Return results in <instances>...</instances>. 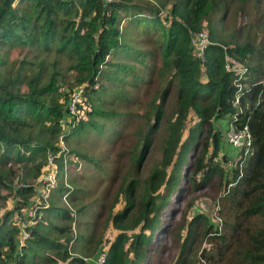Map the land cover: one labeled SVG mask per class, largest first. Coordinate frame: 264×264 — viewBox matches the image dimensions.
<instances>
[{
  "label": "trees",
  "instance_id": "16d2710c",
  "mask_svg": "<svg viewBox=\"0 0 264 264\" xmlns=\"http://www.w3.org/2000/svg\"><path fill=\"white\" fill-rule=\"evenodd\" d=\"M162 4L0 0V201L12 200V208L0 214V264L4 249L11 254L16 249L18 228L11 219L21 215L34 194L32 181L45 164L47 150L54 147L61 124L69 122L70 93L78 87L82 92L76 111L84 118L70 123H77L70 134L87 127L104 138L102 125L116 120L121 114L117 109L134 103L127 111L134 116L141 109V150L125 149L134 154L128 161L135 174L125 184L119 209H114L120 199L117 189L110 203L104 200L110 183H117L116 169L102 200L88 199L80 206V218L75 210V223L87 227V235H70L73 211L60 203L66 187L62 182L52 187L51 202L36 207L42 214L28 226L19 264H96L102 253L95 228L107 222L117 234L101 264H152L149 255L168 237L166 220L174 221L191 191L208 188L213 181L225 192L219 196L223 209H218L226 216L224 223L213 225L196 215L184 235L180 226L173 227L171 243L180 241L173 264H189L192 244L201 234L214 244L201 252L208 264H264V0H171L165 19ZM245 13L254 14L253 19L241 23L238 17ZM229 20L235 29L223 39L217 26ZM202 28L208 29L211 43L199 61L190 35ZM12 48L20 55L10 59ZM159 56L160 70L170 68L171 79L158 96H151L139 83L149 86L148 58ZM229 60L246 67L241 76L226 68ZM170 95L175 102L172 116L166 114ZM190 111L197 120L182 139ZM221 119L225 124L220 129ZM230 122L237 128L247 125L251 144L246 153L228 141L224 146ZM160 129L158 162L141 178L144 148L152 137L158 139ZM88 189H73L71 204Z\"/></svg>",
  "mask_w": 264,
  "mask_h": 264
},
{
  "label": "rangeland",
  "instance_id": "374dc122",
  "mask_svg": "<svg viewBox=\"0 0 264 264\" xmlns=\"http://www.w3.org/2000/svg\"><path fill=\"white\" fill-rule=\"evenodd\" d=\"M143 3H147L149 5H156L160 2L163 3L161 9V17L165 19V17L169 14V6L171 0H141ZM255 13L258 14L259 6L255 8ZM254 14L252 16L240 15L238 17V21L249 22L252 21ZM167 21V20H166ZM243 21V22H242ZM218 31L223 39H228L231 35V32L235 29V24L232 20H229L226 24L222 26H217ZM205 30L208 35L209 31L207 28H202ZM259 38L261 35V31L258 32ZM210 37V36H209ZM211 40V39H210ZM144 47H152V44H145ZM20 55L18 48H12L9 52L10 59L18 57ZM264 58V57H263ZM152 71L145 72V78L149 80V86L145 83H139L141 87L148 89L151 93V96H158V93L161 89L168 86V80L171 79L172 70L170 68L160 70L162 63L161 58H148ZM65 86H63L64 89ZM135 108L134 103L131 106L125 108V110H118L121 114L116 117V120L106 122L102 125V129L104 130V138H100L95 136V134L86 128H83L79 131H74L72 134L71 131L76 127L77 123L70 124L72 121H80L84 118L82 115V111L76 114L77 117L69 118V123H62L61 129L54 143V147L47 150L45 164L41 168V172L38 177L32 181L34 185V194L29 199V203L22 208L21 215H13V219H11V223L18 228L17 232V240L19 238L22 239L24 235L23 229L27 230L28 226L34 225L38 216L42 214V212L35 211L37 206H40L42 209L44 206L42 204L48 205L51 202L50 197L47 199L41 200L38 194V183L41 175L46 170L47 166V155L52 152L57 155L55 158L56 163L59 166L60 172L57 177V184L60 182L66 187V190H70L69 194L73 191V189L80 188H88L89 189L84 193V197L82 199H77L76 202L73 201V218L71 221V232L70 235L76 236L79 232H83L87 235V227L82 226L81 228L75 223L78 221L76 219L77 213L80 218V206L85 205L89 200L97 197L100 201L103 196L106 194V187L108 186L109 179L114 175V171L116 169L120 170L118 174L117 183H110L108 192L109 194L105 197L106 203H110L112 197V191L117 189V196H120L119 201L115 204L114 209H119L125 198V193L123 191L125 184L127 181L132 178L135 174V167L130 165L131 157L134 156L133 153H128L125 149H137V151L141 150V145L143 143V129L139 122V113L141 109L138 111V114L135 116L132 114V109ZM175 108V102L173 95H170L167 102V112L173 113ZM170 113V114H171ZM71 116V115H69ZM170 116V115H169ZM172 116V114H171ZM167 117V116H166ZM196 116L192 111L188 113L186 118L185 127L183 129L182 139L185 138L188 128L193 126L196 121ZM225 119H221V127H224ZM162 129V127H161ZM161 129L158 131V139L152 137L150 144H148L144 148V161L141 164L140 176L141 178L145 177L149 171L155 167L158 162L159 154L161 152V142L160 134ZM223 130V129H222ZM61 133H65L68 137L67 139H63ZM225 137V135H224ZM118 141V142H117ZM117 142V143H116ZM227 142L226 138L224 139V146H227L225 143ZM134 146V147H132ZM105 149V152H104ZM226 149V148H225ZM235 162V161H234ZM129 167V169H128ZM126 168L128 170H126ZM229 171V178H232L231 171ZM102 179H105L104 181ZM55 185V186H56ZM192 188L189 189V192ZM111 191V193H110ZM223 187L218 186L217 181H213V183L204 189H199L194 192L191 191L189 195H187L179 205L178 212L174 216V221L171 218L166 220L167 228H168V237L165 242L161 243V249L159 248L157 251L151 253L149 256L153 259L152 264H173V257L176 255V251L180 246V241L171 243L172 228L175 226H180L182 229L180 230L181 236L184 235L185 229L189 221H191L196 215H202L208 221V223H212L213 225L217 222L222 221L224 223V217L221 216L218 212V209H223L221 205V201L219 196L223 193ZM4 192V190H3ZM64 192V193H65ZM139 196L137 197V199ZM89 199V200H88ZM103 200V201H104ZM118 200V198H117ZM60 203H62V198L60 199ZM12 208V200L0 201V214L5 210ZM41 209V210H42ZM31 211V216L34 217L32 221L30 219L27 220L25 226H23V220L28 217V211ZM77 210L78 212L76 213ZM94 219V217H92ZM54 221H62L59 219H53ZM103 221V217L98 220ZM63 222V221H62ZM102 233V237H101ZM212 232H210L211 234ZM96 236L99 235V240H101V246L98 250L101 253L106 252L108 244L110 240L117 234V229H115L110 223L107 222L105 227L101 224L95 228ZM210 236L206 234H201L198 239L192 244V251L190 252V260L189 264H208L201 257L202 250H207V248L212 247L214 244L210 241ZM19 248V245H17ZM165 248V250H163ZM4 255L11 254L7 249H4ZM19 250V249H18ZM95 255H91V259H94ZM90 259V258H89ZM211 264V263H209Z\"/></svg>",
  "mask_w": 264,
  "mask_h": 264
},
{
  "label": "built area",
  "instance_id": "2783aa9c",
  "mask_svg": "<svg viewBox=\"0 0 264 264\" xmlns=\"http://www.w3.org/2000/svg\"><path fill=\"white\" fill-rule=\"evenodd\" d=\"M210 43H211L210 37L208 33L203 29L192 32L190 35V45L192 47L193 54L197 59H199V61H204L205 56H206V50ZM229 61H227L225 64L226 68L228 70H233L234 72L239 71L240 76H241V73L246 69V67H241L239 66V64H233L231 63V61L230 62ZM238 86H239V90H241L242 85L238 84ZM81 92H82V87H78L77 89L73 90V92L70 93L69 110L71 113L69 115L71 116H68V121H69V118L77 117L76 116L77 114L76 103L81 98ZM239 96H240V93H238L235 96L234 105H237L239 101ZM233 117L236 118L237 116L234 115ZM229 124H230L229 130L226 133L227 141L232 145V147L237 148V150H241L242 148H244V153H246L249 149V145L251 144V136L248 132L247 125H244L241 128H237L231 122ZM62 134L63 133H61V135ZM56 157L57 155L52 152H50L47 155L46 170L43 172V174L41 175L39 179L37 190H38L40 199L44 201L50 195L52 187H54L57 184V177L59 175L60 169H59L58 164L55 161ZM69 191L70 190H67L65 193H63L61 198H62V203L65 206H67L71 211H73L71 202L68 199ZM42 205L46 206V204H42ZM30 216H31V211L29 210L28 217L23 220L24 221L23 226H25L27 220L29 221L30 219L32 221L34 220V217H30ZM23 231H24L23 233L24 235L22 236V239L19 240L18 238L17 240V245H19V248L16 245V249L12 254H7V255L5 254L4 264H19L18 254L19 252H21L20 251L21 245L25 242V239L29 236L28 228L27 230L24 228ZM103 258H104V252L95 259L96 264H101L104 260Z\"/></svg>",
  "mask_w": 264,
  "mask_h": 264
}]
</instances>
